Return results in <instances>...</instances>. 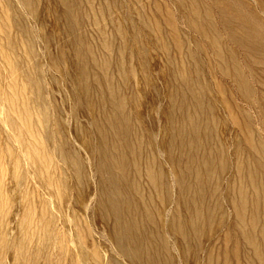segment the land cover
<instances>
[{
  "label": "bare ground",
  "instance_id": "bare-ground-1",
  "mask_svg": "<svg viewBox=\"0 0 264 264\" xmlns=\"http://www.w3.org/2000/svg\"><path fill=\"white\" fill-rule=\"evenodd\" d=\"M0 6L10 126L33 166L26 174L41 179L48 199H87L82 242L92 249L82 264H103V246L112 248L107 264H264V112L255 113L257 129L237 105L235 95L251 105L253 85L225 44L254 66L264 102V26L255 9L240 0Z\"/></svg>",
  "mask_w": 264,
  "mask_h": 264
},
{
  "label": "rangeland",
  "instance_id": "rangeland-1",
  "mask_svg": "<svg viewBox=\"0 0 264 264\" xmlns=\"http://www.w3.org/2000/svg\"><path fill=\"white\" fill-rule=\"evenodd\" d=\"M161 1H166V0H161ZM240 1H244L246 4L249 5V7L252 10L254 9L256 10L254 12L256 13V16L260 21L261 25L264 26V18H263L264 10L261 7H259V5H257L256 0L254 1L240 0ZM254 5L258 7H255ZM95 7H98L97 3L95 4ZM211 9H212L211 11L213 17L216 20L215 21L216 27L218 31L221 33V35L224 37L225 36L224 30L220 24L218 15L212 7ZM123 10L128 11L126 8H124ZM169 10L171 13L174 14L175 19H177L175 23L177 24V27L181 31H184V33L188 34V30H186L185 26H182L184 25L183 22L178 19L179 13L176 10V8L169 5ZM109 20L111 19L109 18L106 19L108 24H109ZM179 23L180 25L182 23V25L181 26L178 25ZM52 24H57V23L53 22ZM49 31L50 28L47 27L44 29L40 28L38 33L44 34ZM16 35H17L16 32L13 30L11 33V39L12 40L15 39L17 37ZM188 37L193 42L199 41L193 35L189 34ZM225 44L228 46V48H231L233 50L241 70L243 69L242 72L244 73L247 79L249 78L248 81L250 82L251 86L253 85L254 94L252 98L253 97L254 98L253 99L251 98V105L249 107H246V105L243 106V103H241V101L235 95V100L237 98L236 103L241 107V109L247 108L246 110L248 111L252 119L253 125L255 126V128L261 129L262 119L259 118V114L258 116L257 114H255V113H260V111L264 112V102H261L260 100L261 92L259 90L261 89L257 84L259 81V74L253 71L254 66L252 64H249L245 60L239 47L231 43H228L227 41H225ZM40 55L41 53L39 51L36 58ZM44 62L45 60L42 59L40 60L39 63L41 65H45ZM8 78L9 77H8L7 68L4 65V63L0 62V106L2 107V108L0 107L1 108L0 111H2L0 113L1 114L0 115V167H1L0 168V195H1L0 209L2 208L0 210V264H72V262L73 264H80L81 262L80 258L82 256L83 257L87 256V254H89L92 249L90 244L87 245V241L82 242L84 237V232L82 228H85L87 226V203H86L87 199H84L83 202L79 201L74 197L73 193H71V195L69 193L68 195H63L58 197L60 200L58 198L55 200L56 197H53V199H48L47 194L44 191H42V188L40 187L39 180L41 179H39L37 176H29L31 171L32 173L34 172L33 166L29 164L28 161L24 160L20 155L22 153V147H21L22 137L20 138L18 131H15L10 126L11 123L10 112L6 107L4 100L5 98L2 99V96H4V94H6L7 92L6 86L8 84L7 83ZM212 81L214 80L212 79ZM3 109L6 110V112L3 111ZM81 123L83 124V122ZM71 128H72V123H70L69 126V129ZM261 137L264 141L263 132H261ZM16 147L19 148V150L21 151L20 153L19 151H17ZM69 147L73 149H78L77 146H75V144L73 143H69ZM81 154L85 157V155L82 152ZM25 162H26V166H25L26 168L23 167L25 165ZM59 164L58 166L60 167L63 166V164L61 163ZM29 168L31 170H29ZM26 173H28L29 175H27ZM42 197H44L45 199L44 198L42 199ZM81 204L83 205L81 206ZM88 205L90 207L89 203ZM225 213L226 216H228V210L226 209V207H225ZM66 215L69 216L68 218L69 220L66 219L67 217ZM49 217L51 220H49ZM61 221H65L66 225L62 224ZM94 226L95 229L97 227V230L98 229L100 230V225L97 222L94 223ZM61 229L64 231H62ZM73 229L76 233H73L74 232ZM75 236H78V239ZM70 238L71 239L73 238L74 242L77 241L76 244L78 243L82 247L80 245L78 247L77 246L78 244L76 245L75 243H73V247H72V245H70L71 243L64 242V239H66V241H69ZM95 239L97 240V242H99L97 238ZM74 245L77 246L78 249H76ZM103 248H106V246L101 247L99 249L100 250L99 253L101 252L102 254V255L100 254L102 263L107 264L106 256H108L109 253L112 252V248L107 247L105 249L106 252L102 250ZM88 264H94V262H89Z\"/></svg>",
  "mask_w": 264,
  "mask_h": 264
}]
</instances>
